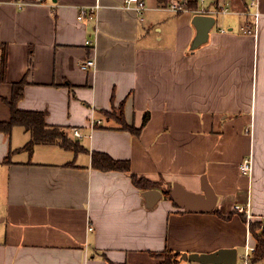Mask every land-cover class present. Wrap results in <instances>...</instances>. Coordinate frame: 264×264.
<instances>
[{
	"label": "crops",
	"instance_id": "0c3cea01",
	"mask_svg": "<svg viewBox=\"0 0 264 264\" xmlns=\"http://www.w3.org/2000/svg\"><path fill=\"white\" fill-rule=\"evenodd\" d=\"M124 1L0 0V121L25 79L18 107L45 111L87 149L28 151L23 126L0 130V264H149L165 249L221 248L237 249L236 264H264L245 260L255 244L249 222L264 228V0L256 33L245 31L249 0H221L230 11L195 50L193 10L216 0H145L141 12ZM98 2L94 18L78 19ZM172 2L192 7L175 12ZM87 39L96 67L85 70ZM145 114L139 133L123 126H141ZM92 115L103 121L95 128ZM93 151L128 160L130 170L94 166ZM246 157L250 174L241 170ZM132 173L161 190L179 182L199 193L206 175L217 203L187 211L163 193L148 207Z\"/></svg>",
	"mask_w": 264,
	"mask_h": 264
},
{
	"label": "trees",
	"instance_id": "16d2710c",
	"mask_svg": "<svg viewBox=\"0 0 264 264\" xmlns=\"http://www.w3.org/2000/svg\"><path fill=\"white\" fill-rule=\"evenodd\" d=\"M221 0H216L215 6H220ZM188 6L192 7V3H188ZM7 61V53L4 48L2 53L3 72ZM25 79L14 83V91L8 104L11 110V117L7 121H0V130L10 132V130L16 126H23L30 132V140L23 146V149L32 151L36 144H58L62 148L72 149L76 152L87 150L79 141L73 140L69 137L67 131L61 126L50 125L46 121V112L43 110H28L18 107V101L23 96V90L25 86ZM148 114H145L144 120L141 126L135 127L134 125L124 124L123 126L134 132L139 133L143 125L148 120ZM92 161L94 166L102 168L104 170H130V162L128 160L116 159L106 152L93 151ZM132 179L134 183L142 190L155 188L159 186L158 181L151 180L145 176L132 173ZM166 197L172 198L170 191L163 189ZM245 217V221H246ZM250 231L255 240V251L250 256L251 262H264V228L262 221H250ZM162 255V261L159 264H176L181 261V252L165 249L158 252Z\"/></svg>",
	"mask_w": 264,
	"mask_h": 264
},
{
	"label": "water",
	"instance_id": "95a60500",
	"mask_svg": "<svg viewBox=\"0 0 264 264\" xmlns=\"http://www.w3.org/2000/svg\"><path fill=\"white\" fill-rule=\"evenodd\" d=\"M217 17L213 14L196 13L192 18L195 28V36L190 43V50H195L210 40V33L214 28ZM202 191L193 192L185 189L179 182L168 183L166 190L170 191L171 197L180 207L187 211L203 212L214 209L217 203V195L206 178L202 177ZM164 191L158 188H149L143 191L148 207H152L163 196ZM238 251L236 248H221L213 252L197 253L183 252L181 260L197 261L202 264H236Z\"/></svg>",
	"mask_w": 264,
	"mask_h": 264
},
{
	"label": "built area",
	"instance_id": "2783aa9c",
	"mask_svg": "<svg viewBox=\"0 0 264 264\" xmlns=\"http://www.w3.org/2000/svg\"><path fill=\"white\" fill-rule=\"evenodd\" d=\"M25 2H18V5L22 7ZM124 5L128 8H135L137 11H143L146 8V1L145 0H125ZM100 3H96L93 6L82 7L80 13L78 15V19H83L84 17L94 18L97 15L98 8ZM259 0H249V9L247 10L253 16V22L247 23L245 31L247 33H256V27L259 21V16L261 15V11L259 8ZM168 9L175 11V12H182V11H190L188 6V2H172L168 5ZM230 11L228 7H216L214 6L213 9H209L208 7H201L196 8L193 10L195 13H205V14H213L217 16L220 13H226ZM98 30H95L97 33ZM86 45H88L93 50V55L89 56L87 59L83 60L81 63V67L85 70L94 69L96 67V56H95V42L91 39L86 40ZM103 121L101 118H98L94 115L90 118V125L92 128H95L97 125L101 124ZM73 134L77 137H82L83 134L79 128L73 129ZM241 170L244 174H250L252 171V159L251 157H246L241 163ZM238 209L244 210V207L237 206ZM92 228V227H90ZM255 244L248 243L246 247V255L245 260L246 262L249 261L251 254L255 251Z\"/></svg>",
	"mask_w": 264,
	"mask_h": 264
},
{
	"label": "rangeland",
	"instance_id": "374dc122",
	"mask_svg": "<svg viewBox=\"0 0 264 264\" xmlns=\"http://www.w3.org/2000/svg\"><path fill=\"white\" fill-rule=\"evenodd\" d=\"M223 14H218L219 19L221 20ZM114 115L120 117L121 113L118 111L113 112ZM162 261V255L158 254V253H153L150 259V263L149 264H159Z\"/></svg>",
	"mask_w": 264,
	"mask_h": 264
}]
</instances>
